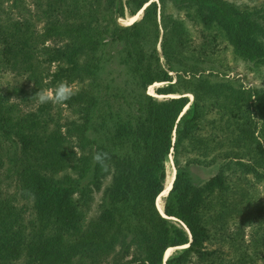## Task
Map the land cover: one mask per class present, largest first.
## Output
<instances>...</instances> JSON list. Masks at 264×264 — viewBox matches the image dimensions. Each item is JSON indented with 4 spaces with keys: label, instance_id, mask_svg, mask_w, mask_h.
Masks as SVG:
<instances>
[{
    "label": "trees",
    "instance_id": "16d2710c",
    "mask_svg": "<svg viewBox=\"0 0 264 264\" xmlns=\"http://www.w3.org/2000/svg\"><path fill=\"white\" fill-rule=\"evenodd\" d=\"M159 1L161 23L156 0H88L78 14L54 0L41 4L37 38L54 39L43 45L44 54L60 64L52 80L78 76L88 82L65 103L78 105L80 119L66 125L79 148L92 151V176L84 181L86 169L78 165L91 161L87 155L73 165L78 176H57L41 151L28 145L35 132L61 130L55 105L36 104V93L27 110L9 100L0 109V152L10 153L12 163L5 177L0 172V207H11L20 242L0 254V264H188L191 249L210 232L196 215L218 201L221 176L241 167L264 184L263 89L211 80L201 51L190 50L184 23L167 17L166 0ZM178 1L196 5L207 24L224 27L243 59L264 64V11L224 0ZM13 5L6 7L9 14ZM141 10L140 19L121 23ZM10 16L6 22L14 27ZM19 19L17 27L24 29L28 20ZM13 34L0 26V51L5 39L15 41ZM114 45L121 49L112 53ZM117 54L128 73L124 84L106 75ZM29 64L20 57L16 72L30 77L35 70ZM155 82L164 83L154 89L161 97L149 91ZM97 153L108 154L104 165L94 160ZM171 160L176 175L162 211L157 199L167 188ZM193 167L215 170V176L196 183ZM96 192L102 201L88 217ZM177 246L183 248L166 258Z\"/></svg>",
    "mask_w": 264,
    "mask_h": 264
},
{
    "label": "rangeland",
    "instance_id": "374dc122",
    "mask_svg": "<svg viewBox=\"0 0 264 264\" xmlns=\"http://www.w3.org/2000/svg\"><path fill=\"white\" fill-rule=\"evenodd\" d=\"M45 1L47 3L49 0H10L9 2L3 0L2 3L0 0V26L11 27L14 34L9 37H12L11 39L16 41L12 43L5 39L7 48L4 50V46L3 52L0 51V109H4L5 104L9 100L10 102L19 101L23 110L30 109L32 106L29 107L31 104L27 102L30 96L37 93L39 89H53L57 82H59H54L52 78L53 74L57 77L60 64L57 61L51 62L48 60V57L44 54L45 49L43 46L45 45V48H48L47 46L52 45L51 40L54 39L51 38V40L46 39L47 41H44V38H37V34L43 31L44 18H38V13H42L41 4L43 5ZM54 1L53 5L58 6L59 9L70 6L78 14L79 12H83L88 0ZM224 1L239 9L264 11V0ZM156 2L158 4V20L161 23V3L159 0H156ZM3 3H5L4 6H2ZM13 3L18 5L11 6L13 9L9 14L10 11L6 7H10ZM11 8L9 9L11 10ZM142 13L137 19L142 17ZM165 13L167 17L172 15L173 19L184 23L191 40L189 45L190 50L192 51L196 47L198 51H201V60L203 62L207 61L206 74L210 76L211 80L231 79L239 84H243L246 88H259L264 91V64H256L239 56L236 46L224 27L207 24L204 22L202 13L196 5L181 4L178 0H166ZM10 15L14 17L12 18L15 23L14 27L12 24L6 22L7 19L11 18ZM20 15L26 16L28 20V25L23 26L25 27L24 29L17 27ZM120 21L124 25L134 22L131 16L122 18ZM111 47L112 53L118 52V49H121L115 45ZM157 47L159 52H161L160 42H158ZM20 57L28 64L32 58L33 60L34 57L37 58L35 59L36 65L33 62L29 64L35 70L30 74V77L21 76L16 72ZM108 63H111L106 72L108 78H116L118 82L124 84L128 78V73L119 63L118 54L117 57H113ZM49 68L50 72H48ZM80 79L78 76H73L70 81L66 79L61 81L69 82L76 91L87 90V80ZM36 84L38 85V90L35 92L37 89H34L37 86ZM163 84L161 82L153 88L149 87V91H154L155 87L163 86ZM36 104L39 105L40 103L37 101ZM55 106L59 110L58 113H55V117L57 123L61 126V130L56 133L35 132L32 137H29L27 143L35 147L37 151H41L43 158L47 161L46 164L54 170L57 176L65 174L78 176L76 167L73 165L77 162V157H85L83 155H87L86 157H89L91 161L86 163V165L81 163L78 165L86 169L84 181L90 180L92 176L93 153L91 150L85 152L79 148L67 130L66 125L68 121L80 119L78 105L64 103ZM16 138L13 137L15 140ZM9 144L10 142L4 143V150L5 148L6 151L9 150ZM4 153L0 152L2 156L0 165L2 177H5L4 170L12 163L9 160L10 153ZM172 162L171 160L168 164V171L171 173L173 168L176 174V169ZM214 176L215 170L193 167L192 177L196 183L206 185ZM109 182L110 179L106 181V184ZM215 184L221 190L217 194L218 201L213 204L207 202L208 200L205 201L209 205L208 209L202 214L200 213L199 217L196 215V218L200 220L202 225H205V228H210L209 235L204 236L206 234L204 233L201 245L196 244L191 249L188 256V264H264L263 182L258 180L249 170L239 167L226 172ZM9 189L13 192L16 190L14 186L9 187ZM167 195L168 193L165 196ZM165 196H161L162 206L164 205L163 199ZM101 201L102 192H96L88 217L97 212ZM13 216V211L8 204L0 207L1 255H7L9 250H11L10 247H14L20 242L12 230ZM180 248H183V246L175 247L171 254L176 253Z\"/></svg>",
    "mask_w": 264,
    "mask_h": 264
},
{
    "label": "clouds",
    "instance_id": "9594fccd",
    "mask_svg": "<svg viewBox=\"0 0 264 264\" xmlns=\"http://www.w3.org/2000/svg\"><path fill=\"white\" fill-rule=\"evenodd\" d=\"M75 94L76 89L72 84L67 81H59L53 89H39L35 97L40 104L51 103L53 105H58L64 104ZM107 156V153H97L94 155V160L104 165Z\"/></svg>",
    "mask_w": 264,
    "mask_h": 264
},
{
    "label": "bare ground",
    "instance_id": "6f19581e",
    "mask_svg": "<svg viewBox=\"0 0 264 264\" xmlns=\"http://www.w3.org/2000/svg\"><path fill=\"white\" fill-rule=\"evenodd\" d=\"M142 13V10L137 14V15H134V16H131V18L133 19V21H135L139 15ZM130 22V21H129ZM161 82H155L153 85H151L150 88H153L155 85H158L160 84ZM153 91V90H152ZM150 91L151 93L155 94V95H160L161 94H157L155 91ZM170 95H174V94H170ZM175 171L174 169L172 168V172L169 173L168 171V179H167V188L161 193V195L158 197V205H159V208L162 210L163 209V206H162V202H161V196H165L167 193H169V190L171 189V185L173 184V180H175ZM163 213V212H162ZM175 247H169L167 249V252H166V258L169 257V255H171V252L172 250L174 249ZM177 248V247H176ZM168 256V257H167Z\"/></svg>",
    "mask_w": 264,
    "mask_h": 264
},
{
    "label": "water",
    "instance_id": "95a60500",
    "mask_svg": "<svg viewBox=\"0 0 264 264\" xmlns=\"http://www.w3.org/2000/svg\"><path fill=\"white\" fill-rule=\"evenodd\" d=\"M173 182H174V180H173ZM173 187V184L171 185V188ZM170 191V190H169Z\"/></svg>",
    "mask_w": 264,
    "mask_h": 264
}]
</instances>
